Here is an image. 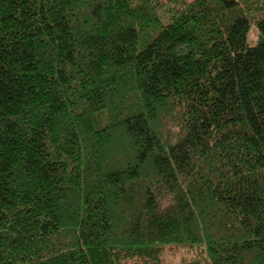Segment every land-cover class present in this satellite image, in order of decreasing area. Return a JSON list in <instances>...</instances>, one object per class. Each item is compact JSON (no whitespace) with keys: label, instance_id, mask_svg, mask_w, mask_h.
Returning a JSON list of instances; mask_svg holds the SVG:
<instances>
[{"label":"trees","instance_id":"16d2710c","mask_svg":"<svg viewBox=\"0 0 264 264\" xmlns=\"http://www.w3.org/2000/svg\"><path fill=\"white\" fill-rule=\"evenodd\" d=\"M263 8L0 0V264H264Z\"/></svg>","mask_w":264,"mask_h":264},{"label":"rangeland","instance_id":"374dc122","mask_svg":"<svg viewBox=\"0 0 264 264\" xmlns=\"http://www.w3.org/2000/svg\"><path fill=\"white\" fill-rule=\"evenodd\" d=\"M187 1H190V0H187ZM161 12L159 11L158 15L160 16ZM264 16V8L260 10V12H257L255 14V17H263ZM256 40V33L251 29L249 34H248V37H247V41H248V44H252L254 43Z\"/></svg>","mask_w":264,"mask_h":264}]
</instances>
